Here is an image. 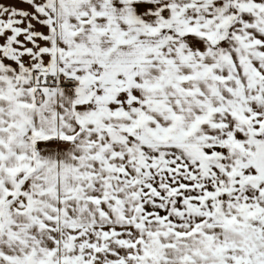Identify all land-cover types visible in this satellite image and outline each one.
Segmentation results:
<instances>
[{
	"label": "snow or ice",
	"instance_id": "1",
	"mask_svg": "<svg viewBox=\"0 0 264 264\" xmlns=\"http://www.w3.org/2000/svg\"><path fill=\"white\" fill-rule=\"evenodd\" d=\"M0 264H264V0H0Z\"/></svg>",
	"mask_w": 264,
	"mask_h": 264
}]
</instances>
